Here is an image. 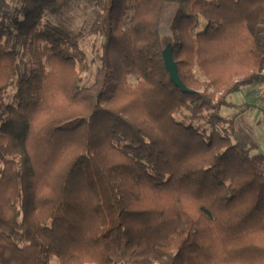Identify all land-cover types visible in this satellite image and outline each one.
Returning a JSON list of instances; mask_svg holds the SVG:
<instances>
[{
  "label": "trees",
  "instance_id": "trees-1",
  "mask_svg": "<svg viewBox=\"0 0 264 264\" xmlns=\"http://www.w3.org/2000/svg\"><path fill=\"white\" fill-rule=\"evenodd\" d=\"M75 1L0 0V264H264V153L223 115L264 82V0H92L90 86ZM164 25L196 93L171 82Z\"/></svg>",
  "mask_w": 264,
  "mask_h": 264
},
{
  "label": "rangeland",
  "instance_id": "rangeland-1",
  "mask_svg": "<svg viewBox=\"0 0 264 264\" xmlns=\"http://www.w3.org/2000/svg\"><path fill=\"white\" fill-rule=\"evenodd\" d=\"M10 7H15L18 0H5ZM94 4L92 0H76L71 11L65 17V25L77 31H84V39L82 40L81 47L84 50L89 60V69L82 75V86H90L94 80L98 69L101 64L99 56L102 51V44L104 39L100 35H90V27L94 20L93 18ZM52 21H56L55 18ZM260 40L264 44V20L260 26ZM161 35L165 46L171 41V33L169 28L164 25L161 29ZM196 77L201 81H205L203 73L199 67L194 68ZM132 83L136 82L135 78H130ZM16 81L12 88L9 89L8 95L12 96L16 91ZM232 107L223 109V115L228 119L236 120L239 138L252 149L253 154L264 153V102L256 98L255 90L251 87L242 89L241 91L233 94L229 98ZM77 122H70L66 124L65 128H72ZM90 175L95 187L98 191L100 203L103 205L107 200L106 188L99 177V175L90 170ZM106 213V212H105ZM107 228L103 232L107 234L108 230L116 225V218L114 216L107 217ZM133 250H125L116 255L115 264H167L166 259H157L150 252L140 253ZM50 264H60L57 257H53Z\"/></svg>",
  "mask_w": 264,
  "mask_h": 264
},
{
  "label": "water",
  "instance_id": "water-1",
  "mask_svg": "<svg viewBox=\"0 0 264 264\" xmlns=\"http://www.w3.org/2000/svg\"><path fill=\"white\" fill-rule=\"evenodd\" d=\"M163 58L165 62V67L167 71L170 74L171 82L179 88L184 94H193L196 93V91L189 89L186 87V85L181 80L179 73H178V67L173 57V47L172 44L169 43L165 47L163 51Z\"/></svg>",
  "mask_w": 264,
  "mask_h": 264
},
{
  "label": "built area",
  "instance_id": "built-area-1",
  "mask_svg": "<svg viewBox=\"0 0 264 264\" xmlns=\"http://www.w3.org/2000/svg\"><path fill=\"white\" fill-rule=\"evenodd\" d=\"M255 95L258 100L264 102V82H262L255 88Z\"/></svg>",
  "mask_w": 264,
  "mask_h": 264
}]
</instances>
